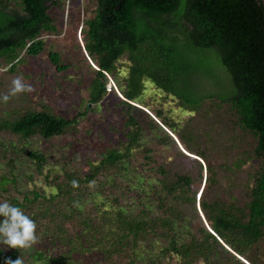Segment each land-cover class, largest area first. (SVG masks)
<instances>
[{"label":"trees","instance_id":"trees-1","mask_svg":"<svg viewBox=\"0 0 264 264\" xmlns=\"http://www.w3.org/2000/svg\"><path fill=\"white\" fill-rule=\"evenodd\" d=\"M89 2L96 7L80 29L85 59L94 62L86 101L63 111L41 104L0 116V130L16 137L20 152V157H11L0 142V200L21 207L37 225L31 248L0 245L4 248L0 264L20 257L23 264H260L264 257L263 2ZM65 5L66 0H0V65L14 73L28 59L47 54L59 75L51 87L50 99L56 103L62 101L60 95L67 97L61 80L71 65L43 35H61L58 25ZM125 58L128 66L118 83L121 97L111 77L117 81L121 77L119 64ZM31 80L32 99L42 97L46 80L42 75ZM146 80L189 114L199 113L206 104L218 110L226 107L240 130L252 136L259 164L250 173L247 202L239 205L234 195L217 188L218 171L206 148L193 144L190 122L180 124L160 110L151 115L140 107ZM109 94L126 109L120 143L97 146L85 156L76 154V160L65 159L58 170L52 164L45 172L51 152L29 148L30 140L49 141L72 132L74 141H85L92 131L80 134V119L88 117L93 105L109 112ZM143 111L147 122L138 118ZM144 126L160 132L164 144L192 162L203 184L199 189L189 170L157 165L146 148L143 166L156 174V185L133 187L128 201L124 194H116L120 163L142 148ZM76 151L83 155L80 146ZM250 158H238L232 167L238 172ZM219 167L231 170L224 164ZM21 177L26 180L23 185ZM40 177L44 184L38 186L35 181ZM140 188L138 200L135 192ZM194 220L198 228L189 232Z\"/></svg>","mask_w":264,"mask_h":264},{"label":"rangeland","instance_id":"rangeland-1","mask_svg":"<svg viewBox=\"0 0 264 264\" xmlns=\"http://www.w3.org/2000/svg\"><path fill=\"white\" fill-rule=\"evenodd\" d=\"M66 0L65 12L63 22L58 25L61 35H47L43 37L48 40V43L53 47L54 52H58L63 56L64 62H70L71 69L66 73L61 82L63 84V92L67 97L60 95L62 101L60 103L53 102L51 87L54 85V78L59 76L51 65L47 54H43L36 58H30L25 64L19 65L14 73H10L6 67L0 65V95L8 94L12 87V81L16 78L22 79L25 84L31 85V78L43 76L46 80V86L42 97L32 99L31 92H23L11 97L7 103L0 102V116H5L6 113L14 109L36 107L43 105L51 106L52 109L65 110L68 106L77 108L86 101L87 86L93 76V71L90 65H94L86 61L81 46L83 41L80 34L82 23L85 19L93 16L95 4L89 0ZM79 4V6H78ZM207 64V59L204 61ZM91 65V66H92ZM123 66V67H122ZM128 66L127 59H122L119 64L121 67V77L118 81L111 77L112 87L116 90L117 94L121 96L119 82L125 74L126 67ZM93 67V66H92ZM29 76V77H28ZM145 91L143 92V100L140 102L142 107L148 113H155L160 110L163 115L172 118L175 122L180 124H187L190 122L192 133L195 135L193 144L206 148L209 160L213 163L218 171L220 184L218 189L227 190V195H234L237 199V204L242 205L248 201L247 188L250 187L251 178L250 173L258 167L259 160L255 159L253 149L255 148L256 141L248 133L243 132L236 125V119L231 112L224 107L218 110L206 104L199 113L189 114L184 111L180 105L167 94L157 89L150 80L144 82ZM122 97V96H121ZM106 101L111 105L112 109L109 112L101 110L95 105L91 106L93 111L88 113L87 118H81L78 124L79 133L85 135L87 130H91L88 138L85 141H74V134L72 132L65 134L49 141L41 138H33L30 140L29 148L41 150L47 149L51 152L49 159L50 164L45 166L44 171L48 172L52 164L55 165V170H58L61 163L69 160H76L77 155L85 156L86 151H95L101 145H117L120 143L122 132V124L126 115L125 108L119 105V100L114 95H108ZM105 101V102H106ZM52 104V105H51ZM139 105V104H138ZM104 104H102L103 108ZM152 115V114H151ZM147 114L143 112L138 114L139 119L148 121ZM185 130V128H184ZM118 132V134H116ZM184 133V131H183ZM186 133V132H185ZM163 135L160 132L150 131L147 126H144L142 132L141 143L142 148L133 151L131 157L125 159L120 163V172L116 182V194H124L122 198L126 197V201L132 197L134 193L133 187H154L156 182V174L148 172V168L143 166L145 164L142 149H151V156L154 158L157 165H165L174 171L189 170L192 176L196 178L195 188L199 189L201 184L197 175V170L188 160L180 156L177 151L170 145L162 142ZM0 142L3 143L9 151L11 157H20V152L17 151L16 137L12 134L0 130ZM83 148V155L76 151V147ZM98 146V147H97ZM89 151V152H90ZM77 154V155H76ZM92 154V152H90ZM247 154V156H246ZM92 156H94L92 154ZM251 157L240 171H236L232 167V162H236L238 158ZM224 164L231 167L220 168L219 165ZM53 168V173L55 172ZM2 169H0L1 171ZM228 170V172H227ZM151 174V175H150ZM36 178V177H35ZM25 178H20V184L23 185ZM35 181V180H34ZM231 185H228V184ZM249 183V184H248ZM36 185L44 184V178L40 177L35 181ZM248 184V185H247ZM109 186H111L108 183ZM26 188V186H24ZM143 188L135 192L137 199H140V193ZM187 212L191 214L190 208L187 207ZM198 228V221L190 225L189 232H195ZM260 264H264V257L259 260ZM224 264V263H220Z\"/></svg>","mask_w":264,"mask_h":264},{"label":"clouds","instance_id":"clouds-1","mask_svg":"<svg viewBox=\"0 0 264 264\" xmlns=\"http://www.w3.org/2000/svg\"><path fill=\"white\" fill-rule=\"evenodd\" d=\"M31 85L25 84L22 79L16 78L12 81V87L8 94L0 95V102L7 103L11 97L23 92H31ZM73 187L77 182L73 181ZM0 245L12 249H28L36 242V222L27 215L24 210L7 200H0ZM4 248H0L3 252ZM6 264H23L20 258L15 261L10 258Z\"/></svg>","mask_w":264,"mask_h":264},{"label":"water","instance_id":"water-1","mask_svg":"<svg viewBox=\"0 0 264 264\" xmlns=\"http://www.w3.org/2000/svg\"><path fill=\"white\" fill-rule=\"evenodd\" d=\"M262 2H263V4H264V0H261Z\"/></svg>","mask_w":264,"mask_h":264},{"label":"built area","instance_id":"built-area-1","mask_svg":"<svg viewBox=\"0 0 264 264\" xmlns=\"http://www.w3.org/2000/svg\"><path fill=\"white\" fill-rule=\"evenodd\" d=\"M112 84V83H111ZM110 87V86H109Z\"/></svg>","mask_w":264,"mask_h":264}]
</instances>
